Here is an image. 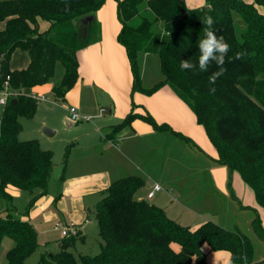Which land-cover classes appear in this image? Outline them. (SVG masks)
Instances as JSON below:
<instances>
[{"label":"trees","instance_id":"1","mask_svg":"<svg viewBox=\"0 0 264 264\" xmlns=\"http://www.w3.org/2000/svg\"><path fill=\"white\" fill-rule=\"evenodd\" d=\"M105 1L0 0V22L5 24L0 30V87L8 76L11 88L19 91L44 84L60 61L64 74L52 91L64 99L77 83V52L89 44L96 20L85 30L81 19L96 15ZM117 14L121 22L118 41L125 47L133 74L132 93L143 90L151 94L169 84L203 126L216 149L214 160L239 172L264 208V0H206L199 7H189L185 0H117ZM208 15L215 21L216 34L230 45L224 65L227 71L214 85L208 82V76L217 70L214 62L207 72L180 68L181 60L198 61L197 42L204 38L203 20ZM235 15L240 32H236ZM40 20L50 23L48 30L41 31ZM158 21L162 28L156 30ZM16 49L28 53L27 67L12 68ZM237 52L245 55L235 59ZM145 53L159 57L163 75L146 89L140 73ZM210 87H215V94L209 93ZM14 98L17 103L11 104L10 99L0 114V246L4 237H11L15 244L6 254V264H26L39 247L38 231L18 214L9 188L16 186L30 193L29 209L48 192L54 152L42 148L38 139L19 137L20 118L32 117L38 100L23 93ZM136 118L159 130L170 127L159 124L148 111L132 109L107 137L118 138L124 128H133ZM144 184L141 176L127 175L101 191L104 196L95 205L102 240L99 253L75 255L69 248L75 245L76 236L64 237L61 250L41 254L39 264H205L204 243L214 250L229 251L231 264H245L241 257L247 258V264H259L247 234L214 221L197 228L183 225L163 208L137 197ZM253 227L264 240L259 215Z\"/></svg>","mask_w":264,"mask_h":264},{"label":"rangeland","instance_id":"2","mask_svg":"<svg viewBox=\"0 0 264 264\" xmlns=\"http://www.w3.org/2000/svg\"><path fill=\"white\" fill-rule=\"evenodd\" d=\"M105 6H107L108 10L112 12V19L114 17L118 23L117 0H107L104 7ZM147 14L151 18L153 17L150 11L147 12ZM108 15L109 13H105L104 21H106L107 25H111L110 20L107 18ZM238 18V15H235L234 24L236 32L241 31V23ZM44 21L45 20H42V22ZM99 21V19L96 20L93 28L96 24H100V22L105 25V23ZM4 27L5 25L0 22V30ZM161 28L162 22L158 21L154 26V29L159 30ZM119 32L116 34V42L122 50L121 54L123 59L120 57L119 60L115 59V61L119 64L118 67H120L121 70H124V68L120 66L123 64V60L127 62V68L130 74V78H128V80H126L123 75L121 78L122 81H119L120 86H118L117 80L111 78V80H107L108 85L106 86H108V90L96 85L94 92L91 94L86 92L87 94L84 95V102L89 108H91V110L90 113L82 114L81 109L77 108L74 103L70 101V104L67 98H57L52 91L54 86L59 85L64 74V66L62 62L57 61L54 75L43 84L47 85L48 91H40L37 93L38 102L36 112L32 117L22 116L20 118L22 130L19 137L21 139H38L42 148L51 149L54 152V167L48 186V198H51L50 196H54V194L58 195L62 191L61 187L63 183L61 181V175L65 174L64 166L66 163L71 160V162H73L72 168L77 169L86 165V161L93 159L92 157L95 156V152L93 147H90V140L96 136H101V130L98 128V125L103 126L107 124V128L109 129L108 133H111L113 130V126L111 125L122 120L121 118H117L115 114L109 110V108L113 109V103H116L121 94L123 92L126 93L129 88V102L132 101L133 96L137 95L142 97L144 101L149 98L150 104L153 106L155 111L160 112L161 115L163 112L167 119H170L173 123L187 127V131H189L182 134L181 132L175 130V128L169 124L170 122H167L169 126L174 129V132H176L173 133L171 129H167L168 134H172L173 136L170 139L171 145L174 144V150L172 151L173 154L175 153L177 157H180L181 164L191 166L195 168L194 170L199 171L198 175L202 178V181L198 182L200 186L196 189L198 194L196 201L193 203L195 206L191 204V207L194 206L198 210L199 214H203L201 218L204 220H197L194 218V214L189 213V218H185V220H182L183 222L179 223L189 225L193 228V225L196 223L202 224L206 221H214L225 228H238L251 238L255 249L254 260L259 261V264H264V240L259 237L253 227L254 219L260 213L262 214V212L258 210V213L256 214L257 211L255 212L253 207H249L248 209L240 208L239 202L237 199L233 198L231 193L233 191V172H231L226 165L219 164L214 160L216 157V149L208 139L204 128L195 122L193 110H191L188 104L180 99L176 93H174L169 84L161 86L157 91L151 94L143 90L134 91L133 94L130 93L131 86L133 85V75L130 69V63L128 62V56L123 48L124 46L118 43ZM109 41L111 42V40ZM26 56L27 54L25 51L18 49L15 53V61L14 63L12 61L11 65L14 67L27 65L25 64L27 59ZM140 64L142 66L140 72L142 85L145 89L154 86L163 79L158 56L149 54L145 57V54H143L141 56ZM126 83H128L130 87H127ZM166 88H170L173 94L167 91ZM18 92L19 93L16 96L21 94L19 90ZM42 95H44V97H42ZM97 103L98 105H96ZM71 106L76 108V112L79 115L77 120H73L71 118V113L69 111ZM132 109L140 110L143 113L148 111L144 104L141 106L139 104H135L134 102L131 104V110ZM2 110L3 107L0 106V114ZM131 110H129V112ZM164 122L166 123L165 120L163 123ZM44 126L49 127L52 130H56V134L51 137H46L42 132V128ZM66 153L67 155H65ZM65 157H67V161ZM196 167H198V169H196ZM221 168L224 169L225 178L223 176V172L220 173V171L223 170ZM70 171H72V169H70L69 172ZM215 179L218 183L224 181V188H226L225 191L219 190L216 187V190L212 188L214 184L211 183V180L215 182ZM241 182L244 184V180L242 178ZM215 186H217L216 183ZM211 189L217 192H212ZM218 191L225 193V195L220 194L218 196ZM103 196L104 194L102 192H96L85 196V203L87 206H90V209L87 210L90 223L85 229V240H81V235L76 236L75 245L69 248V251L73 252L75 255H95L99 253L101 249L102 240L99 236L95 205ZM30 197V193L22 189H20L18 193H15L13 197L14 204L19 211L18 214H22L21 216L27 215L29 210L27 205ZM218 198H221L222 201H218ZM153 199H156V197ZM240 209L245 211H240ZM207 217L208 219L205 220ZM260 219L262 222V216H260ZM33 223L38 231L39 247L27 258L26 264H39L40 256L43 253L52 254L59 252L61 250L59 243L60 240L63 239L61 231L54 228L55 224H53V222H49L47 228H44L45 226H42L40 224L41 221L37 218ZM6 240H10L12 243L13 239H7L4 237L0 246V264L7 263L6 254L10 248H7ZM251 264H256V262H252Z\"/></svg>","mask_w":264,"mask_h":264},{"label":"crops","instance_id":"3","mask_svg":"<svg viewBox=\"0 0 264 264\" xmlns=\"http://www.w3.org/2000/svg\"><path fill=\"white\" fill-rule=\"evenodd\" d=\"M185 1L189 7L203 6L206 2V0ZM246 1L253 2L254 0ZM105 3L95 15L96 20L99 19L105 23V25L99 21L100 24H96L93 28L94 23L92 26L93 30L90 35L91 40L89 44L77 52L79 61V78L75 86L65 96L69 103L71 101L75 106H77V108L81 109L82 114L90 113L91 110V108H89L84 102V95L87 94L86 92H88V94L94 92L96 85L107 89V80H111V78L117 80L118 86H120L119 81H122L121 78L123 75L126 80L130 78L127 62L123 60V64L120 63V66L124 68V70H121V68L118 67L119 64L115 61V59L119 60L120 57L123 59L121 54L122 50L116 42V34L121 28V22L119 18L118 23L114 17L112 19V12L108 10L107 6L104 7ZM105 13H109L107 18L110 20L111 25H107L106 21H104ZM1 23L4 24V22ZM39 26L41 31H45L49 29L50 23L48 21L42 22V20H40ZM109 40H111V42ZM123 48L125 49V47ZM17 50L18 49H16L12 54L11 64L12 61L13 63L15 61L14 57ZM25 53L27 54L25 64L28 65L30 57L27 52ZM27 65H22L20 67L11 66L14 69L25 68ZM126 86L130 87L128 83H126ZM166 89L173 94L170 88ZM40 91H48L47 85H35L32 88L22 89L20 93L37 95ZM130 93L133 94L132 86ZM128 98L129 88L126 93L123 92L121 94L116 103H113L114 108H109V110H111L117 118H121L123 120L129 113V110H131V104L134 102L135 104H139L141 106L144 104L148 112L159 124H163V121L165 120L167 125L171 124L175 130L181 132L182 134H185L187 131V127L173 123L170 119L166 118V115L163 112L161 115L160 112L155 111L153 106L150 104L149 98L148 100H145L146 102L138 95L133 96L131 102H129ZM96 105H98V103ZM136 111L142 112L140 110ZM194 119L197 123L195 116ZM167 122L170 123L168 124ZM171 126L159 130L147 121L141 118H136L133 122V128H124L122 133L119 136L117 135L118 138H109L107 137V132L109 131L107 128L108 125H98V128L101 130V136H96L90 140V147H93L95 152V156L92 157L93 159L86 161V165L77 169L72 168L73 162H71V160L66 163L67 166H64L66 175H61V181L63 183L61 187L62 191L58 195L54 194V196L51 195V198H48V190L46 193L47 195L45 194L39 197L29 208L27 215H23L22 218L28 219L31 222H34L37 218L41 221L40 224L45 226L44 228H47L49 222H53V224L56 225L58 222L68 223L70 221H75L81 225V231L78 236L81 235V240L84 241L86 238L85 229L90 223L87 212V210L90 209V206L86 205L85 196L101 192L113 181L121 177L127 175H139L145 182L143 188L137 193V197L139 199H146L150 202L153 201L152 203L163 208L169 217L178 222H183L182 220L189 218V213L194 214V218L197 220H204L201 218L203 214H199L193 204L197 199L196 197L198 193L196 192V189L200 186L198 182L202 181V178L198 175L199 171L194 170L195 168L191 166L181 164L180 157H177L175 153L173 154L172 151L174 150V144L171 145L170 143V139L173 136L172 134H168L167 129H171L173 133L176 132H174V129ZM56 132L57 131L54 130V133L50 136H47L44 133L43 134L46 137H51L54 136ZM70 169H72V171L69 172ZM196 169H198V167H196ZM222 172L225 178L224 169L220 171V173ZM241 178L242 177L239 172H233L232 196L234 199H237L240 208L248 209L249 207H253L255 212L257 211L256 214L258 213V210L262 212V214L260 213L261 215H259L262 216L261 223L264 227V208L259 206L253 190L245 182L243 184L241 182ZM211 181V183L214 184L212 187L214 190H216V188L219 190H226V188H224V181L221 183H218L216 179L215 182L213 180ZM155 183L160 184L162 189L157 191L152 198H149L148 192L153 188ZM215 183L217 186H215ZM9 189L13 197L15 193L20 191V188L16 186H11ZM211 191L217 192L212 189ZM217 194L218 196L220 194L225 195V193L219 191ZM154 197H156V199H153ZM218 199V201H222L221 198ZM191 204L194 206L191 207ZM243 209H240V211H245ZM207 219L208 217L205 218V220ZM200 224H194L193 228L199 227ZM5 238L10 239L11 237L6 236ZM6 241L8 249L13 247L15 244L14 240H12V243L10 240ZM61 241L62 239L59 243L60 246L62 243ZM176 248L178 249V246H176ZM202 249L205 253V264H229V260L231 258L229 257V251L214 250L208 243H204Z\"/></svg>","mask_w":264,"mask_h":264},{"label":"clouds","instance_id":"4","mask_svg":"<svg viewBox=\"0 0 264 264\" xmlns=\"http://www.w3.org/2000/svg\"><path fill=\"white\" fill-rule=\"evenodd\" d=\"M207 7L211 9V5L207 4ZM214 19L211 15H208L204 18L203 24L206 25L204 27V38L198 40V48H199V56L198 61L193 62L191 59L181 60L180 68L181 70L187 71H196L199 72H207L209 66L214 62L217 70L212 72L208 76L209 84L214 85L216 81L223 76L227 69L224 67L226 63V57L228 52L230 51V45L225 40L223 35H217L216 30L214 29ZM149 53H145V57H147ZM245 53L237 52L235 54V59H241ZM215 87L209 88L210 94H215ZM6 97H3L0 94V104L5 103ZM229 257H231V253H229ZM244 260L245 264H247V258L241 257ZM229 264H231V260H229Z\"/></svg>","mask_w":264,"mask_h":264},{"label":"built area","instance_id":"5","mask_svg":"<svg viewBox=\"0 0 264 264\" xmlns=\"http://www.w3.org/2000/svg\"><path fill=\"white\" fill-rule=\"evenodd\" d=\"M18 90L17 89H13L11 88L10 84H9V76L7 77V79L4 81L3 83V87H0V94H2L3 97H6L5 103L0 104L2 107H5L9 100L14 98L17 94H18ZM33 97L37 98L38 96L33 94ZM42 97H44V95H42ZM69 111L71 113V118L73 120H77L79 115L76 112V108H74L73 106H71L69 108ZM162 186L158 183H155L153 188L148 192V197L152 198L157 191L161 190ZM55 229L60 230L61 231V235L63 237H71V236H78L80 231H81V225L75 221H70L68 223H62V222H58L55 225Z\"/></svg>","mask_w":264,"mask_h":264},{"label":"water","instance_id":"6","mask_svg":"<svg viewBox=\"0 0 264 264\" xmlns=\"http://www.w3.org/2000/svg\"><path fill=\"white\" fill-rule=\"evenodd\" d=\"M95 19V15H88L81 19V23L84 26V29L87 30L89 26L91 25L92 21ZM17 103L16 98L11 99V104L15 105ZM42 131L45 135L50 136L54 133V130H52L49 127L44 126L42 128Z\"/></svg>","mask_w":264,"mask_h":264}]
</instances>
